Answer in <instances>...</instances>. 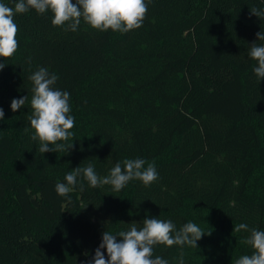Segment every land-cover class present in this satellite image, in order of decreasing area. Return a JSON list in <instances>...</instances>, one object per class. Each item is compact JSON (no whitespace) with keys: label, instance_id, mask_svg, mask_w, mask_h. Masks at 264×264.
Segmentation results:
<instances>
[{"label":"trees","instance_id":"16d2710c","mask_svg":"<svg viewBox=\"0 0 264 264\" xmlns=\"http://www.w3.org/2000/svg\"><path fill=\"white\" fill-rule=\"evenodd\" d=\"M145 2L142 26L127 33L83 21L65 30L50 11L15 16L19 47L0 70V264H88L104 230L141 227L146 217L211 231L198 248L156 246L169 264L181 250L185 264H234L252 252L243 243L250 232L235 226L264 231V80L248 55L264 31L250 9L264 0ZM41 67L70 94L68 152L41 154L30 139L29 76ZM24 96L13 112L12 99ZM136 158L154 163L150 186L133 180L114 192L79 177L71 202L55 191L78 166L104 177Z\"/></svg>","mask_w":264,"mask_h":264},{"label":"clouds","instance_id":"9594fccd","mask_svg":"<svg viewBox=\"0 0 264 264\" xmlns=\"http://www.w3.org/2000/svg\"><path fill=\"white\" fill-rule=\"evenodd\" d=\"M38 14L51 12L53 26L63 27L65 30L77 31L81 21L99 31L112 30L113 32L127 33L142 26L148 13V4L145 0H14V7L0 2V70L6 66L5 60L14 56L18 50V25L15 16L29 10ZM250 15L264 19V9L253 7ZM257 41H264V31L256 33ZM257 41L250 44L248 55L256 61L253 72L259 81L264 80V44ZM59 77L49 73L47 68L41 67L29 76L32 82V96L30 100L31 114L27 116L32 133L30 139L38 141V151L68 152L73 143H68L74 137L71 131L75 127V118L70 115V94L55 88ZM28 96L13 98L10 104L13 112L25 106ZM5 116L0 107V120ZM25 133L29 128L24 129ZM141 158L125 159L117 162L110 170L109 175L101 177L89 163L86 167H76L68 172L65 182H58L55 191L60 197L71 202V192L76 190L78 178L82 177L91 188L109 185L114 192H120L133 180L141 181L150 186L159 177L154 163H147ZM83 191V184H80ZM248 231L250 235L243 243L250 246L251 254L239 256L234 264H264V231L256 228L249 229L245 223H240L233 231ZM211 235L205 232L196 223L189 221L179 229L171 220H161L146 217L142 226L131 223L128 230H121L115 234L104 230L102 240L95 249V254L88 264H169L168 260L160 255H154L156 246L167 248L184 246L198 248L197 241L203 236ZM119 238V239H118ZM106 251V255H105ZM87 255V253H85ZM179 264H185L184 252L179 254Z\"/></svg>","mask_w":264,"mask_h":264},{"label":"water","instance_id":"95a60500","mask_svg":"<svg viewBox=\"0 0 264 264\" xmlns=\"http://www.w3.org/2000/svg\"><path fill=\"white\" fill-rule=\"evenodd\" d=\"M32 202H33L36 206L39 205L35 197L32 198Z\"/></svg>","mask_w":264,"mask_h":264}]
</instances>
